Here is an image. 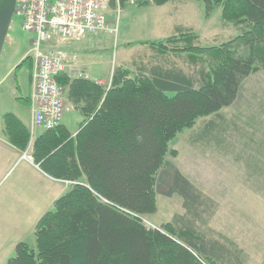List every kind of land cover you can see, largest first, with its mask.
Masks as SVG:
<instances>
[{"label": "trees", "instance_id": "1", "mask_svg": "<svg viewBox=\"0 0 264 264\" xmlns=\"http://www.w3.org/2000/svg\"><path fill=\"white\" fill-rule=\"evenodd\" d=\"M197 1L208 12L220 9L222 24L239 35L201 46L190 30H177L139 43L151 56L115 69L104 87L57 79L83 119L74 138L55 136L44 162L71 186L37 220L34 249L17 244L7 264H234V243L209 227L218 205L178 170L160 194H177L182 211L158 228L144 221L156 212L158 173L176 154L170 142L179 133L197 126V144L234 154L237 116L225 109L242 80L264 69V0ZM2 120L8 142L24 151L28 132L12 114Z\"/></svg>", "mask_w": 264, "mask_h": 264}, {"label": "rangeland", "instance_id": "2", "mask_svg": "<svg viewBox=\"0 0 264 264\" xmlns=\"http://www.w3.org/2000/svg\"><path fill=\"white\" fill-rule=\"evenodd\" d=\"M105 1L108 7L103 14L110 30L66 41L60 44V49L69 56H74L78 66L81 64L84 66L90 80H100L107 85L115 69L130 70L138 58L143 55L151 56V53L146 51L149 48L139 43L164 40L173 36L177 30H190L198 37V44L201 46H217L239 35V31L231 24H222L220 9L208 12L201 1L172 0L159 6L153 4L151 0H140L142 3H138L137 0ZM34 39L35 35L22 30L19 19L13 16L0 54V120L3 115L15 113L18 107L25 106V101L31 94L30 63L25 59L31 56ZM225 111L241 117L242 122L256 117L250 127L255 128L256 138H259V135L264 136L263 68L242 80L236 101ZM81 120L76 111H65L60 123L74 131ZM198 130L197 126L186 129L170 142V149L176 151V154H168L165 157L156 183V212L146 215L144 221L149 226L158 228L170 221L175 213L182 211L181 199L177 194L172 196L160 194L164 191L173 170H178L199 191L217 203L219 216L212 222L214 225L218 224L219 229H225L233 235L234 193L238 191L237 195L241 197L237 205L238 211L250 215L264 213V195L257 197L248 195L246 192L249 190L248 180H245L242 165H234V154L223 153L215 147L204 145V142L197 144ZM40 167L39 170L44 172L45 167L42 165ZM21 169L14 168L5 176L0 184V198ZM37 175L38 177L31 172L28 173L33 187L44 186V178ZM254 183L250 187L254 188L252 191H257ZM261 189L264 191V187ZM31 211L34 212L33 205ZM37 220V218L35 221L33 218L21 220L16 217L13 221V230L9 229V234L1 237L0 244L14 248L12 258L19 243L34 249V226ZM236 222L242 224L237 220ZM229 228L231 231L226 230ZM232 240L234 241V235Z\"/></svg>", "mask_w": 264, "mask_h": 264}, {"label": "crops", "instance_id": "3", "mask_svg": "<svg viewBox=\"0 0 264 264\" xmlns=\"http://www.w3.org/2000/svg\"><path fill=\"white\" fill-rule=\"evenodd\" d=\"M74 63L76 68L86 74L84 66L82 64L81 66L77 65L76 58ZM88 79L90 80V78ZM95 81L102 87L107 85L100 80ZM31 97L32 89L29 98L25 101V106L18 107L16 112L12 113L29 134V141L24 151L19 150L8 142L3 128V120H0V184L14 168H22L9 185L8 190H5L0 198V227H2L0 228V242L2 241L1 237L9 234V229L13 230V221L16 217L21 220L33 218L35 221L36 218L39 219L51 208L57 198L69 190L71 185L69 181L56 178L54 175L59 171L56 167H51L50 164L44 162V159L47 152L46 149L55 146L52 143L56 140L55 136L64 137L63 134L67 133L74 138L80 128V122L77 123L74 131L60 123L61 127L59 130L53 133H47L42 128L33 126L31 123ZM65 98L69 111H76L83 119L76 106L67 97ZM234 119L236 123V128H234L236 130L234 131L238 133L234 136V165L240 164L244 169L245 180H248L247 185L250 190L246 191L247 194L250 196L255 195V197L264 195V191L261 189L264 187V136L259 135V138H256L254 134L255 128L253 126L250 127L251 122L257 118L252 117L244 122L240 120L241 117H234ZM25 157H29L31 162ZM41 165L45 167V173L39 170ZM29 172L37 177V174H39V176L44 178V186L38 187L35 185L33 187L32 182L28 178ZM253 183L257 191H252L254 188L250 187V185ZM237 194L238 191L234 193V241L232 240V233L229 234L225 229H219V225H214V222H212L213 219L219 216L218 212H216L209 227L214 237L224 239L230 244L234 243V264H264V213L250 215L244 211H238L237 205L241 197ZM39 199L41 200L39 201ZM260 200L262 201L263 199L260 198ZM34 201L37 202L34 203ZM32 205L34 212L31 211ZM30 215L33 216L29 217ZM236 220L242 224L237 223ZM226 230L231 231V228ZM13 253L14 248H8L0 244V264H7Z\"/></svg>", "mask_w": 264, "mask_h": 264}, {"label": "built area", "instance_id": "4", "mask_svg": "<svg viewBox=\"0 0 264 264\" xmlns=\"http://www.w3.org/2000/svg\"><path fill=\"white\" fill-rule=\"evenodd\" d=\"M107 7L105 0H16L13 16L19 19L22 30L35 35L30 56L33 126L54 130L63 113L69 111L66 89L57 79L88 77L60 44L108 32L103 14Z\"/></svg>", "mask_w": 264, "mask_h": 264}, {"label": "water", "instance_id": "5", "mask_svg": "<svg viewBox=\"0 0 264 264\" xmlns=\"http://www.w3.org/2000/svg\"><path fill=\"white\" fill-rule=\"evenodd\" d=\"M16 0H0V54L10 26Z\"/></svg>", "mask_w": 264, "mask_h": 264}]
</instances>
